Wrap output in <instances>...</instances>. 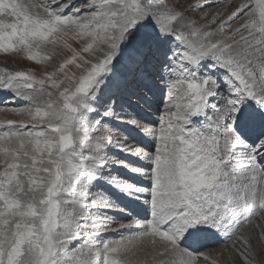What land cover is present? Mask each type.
<instances>
[{
	"label": "snow or ice",
	"instance_id": "6c2138e0",
	"mask_svg": "<svg viewBox=\"0 0 264 264\" xmlns=\"http://www.w3.org/2000/svg\"><path fill=\"white\" fill-rule=\"evenodd\" d=\"M186 3L0 0V53H71L0 67V264H264V0Z\"/></svg>",
	"mask_w": 264,
	"mask_h": 264
},
{
	"label": "rangeland",
	"instance_id": "374dc122",
	"mask_svg": "<svg viewBox=\"0 0 264 264\" xmlns=\"http://www.w3.org/2000/svg\"><path fill=\"white\" fill-rule=\"evenodd\" d=\"M175 2H180V0H175ZM225 2L228 4L226 7V13L232 12L236 6L240 3V0H225ZM224 3V2H222ZM220 3V4H222ZM186 5V4H185ZM196 19V18H195ZM198 19V18H197ZM209 21L211 20L208 19ZM200 23H207V21H199ZM243 23V20L237 21V23L232 25V28H235L238 26V24ZM215 27V25L213 26ZM231 31V29H229ZM70 44H72L73 47H79V44L74 41H69ZM71 53L68 50H64L62 53H58L49 64L46 65H36L34 62H29L24 58L15 57L11 54L5 55L0 53V67H7L10 70L16 69V70H27V69H33L38 74L47 70L51 71L53 70V67L56 66L58 63L62 62L63 58L65 56H69ZM10 102V94L7 92L0 91V107L5 106V102ZM17 105H19L21 102L16 101ZM21 119L20 116L16 115L15 113L11 111H0V120H16L19 121ZM136 179L138 177H133V179ZM139 179V178H138ZM256 223H261L259 220L256 221ZM252 226H248L244 229V233H247ZM111 238H118L115 234H110ZM258 243V241H257ZM239 246V245H238ZM216 250H222L220 258L217 261V264H243L242 259L239 257V255L231 249L230 246L227 248L224 245H220L219 247H214L210 249V252L216 251ZM226 255V256H225ZM258 260L264 261V250L259 251L258 253Z\"/></svg>",
	"mask_w": 264,
	"mask_h": 264
},
{
	"label": "bare ground",
	"instance_id": "6f19581e",
	"mask_svg": "<svg viewBox=\"0 0 264 264\" xmlns=\"http://www.w3.org/2000/svg\"><path fill=\"white\" fill-rule=\"evenodd\" d=\"M180 2H181V0H180ZM207 2L210 5H212V6L209 7V8L203 9V10H198V11L190 12V13H187V14L190 17L197 19V18L201 17L204 14V12H207L208 13V19H210V18L212 19V16L215 13L221 12V11H225L226 12V7H227L228 4L225 2V0H207ZM222 2H224V3H222ZM195 3H197V0H187L185 8H187L190 4H195ZM220 3H222V4H220ZM15 103H18V102H15ZM157 103H158V99L153 101V109L155 108ZM0 104H1V102H0ZM136 115L140 116V117L149 118V119L152 118V116L150 115L149 112H145V111H143L140 108L136 109ZM112 125H113L114 129H121V130L125 129V124L122 123V121L119 118L114 119L112 121ZM114 139H115V136H114ZM137 140H140V137H137ZM110 155L112 157H114V158H117V159H132L131 157H126L123 153H121L119 151V149H117L115 147L111 150ZM133 162L134 163H138L137 161H133ZM114 174H119L121 176H128L131 179H133V177H131L130 174L127 172V170L124 169L123 167H116L115 171H114ZM136 179L138 180V178H136ZM221 252H222V250L212 251L211 252L212 259H215L217 261H218V259H221L220 258Z\"/></svg>",
	"mask_w": 264,
	"mask_h": 264
}]
</instances>
